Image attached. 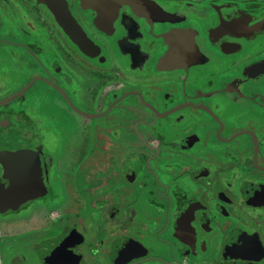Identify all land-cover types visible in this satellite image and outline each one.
<instances>
[{"label":"flooded vegetation","instance_id":"af4514ba","mask_svg":"<svg viewBox=\"0 0 264 264\" xmlns=\"http://www.w3.org/2000/svg\"><path fill=\"white\" fill-rule=\"evenodd\" d=\"M23 150L47 192L0 264H264V0H0Z\"/></svg>","mask_w":264,"mask_h":264},{"label":"water","instance_id":"95a60500","mask_svg":"<svg viewBox=\"0 0 264 264\" xmlns=\"http://www.w3.org/2000/svg\"><path fill=\"white\" fill-rule=\"evenodd\" d=\"M5 163V177L10 182L0 191V211L17 209L21 204L44 196L42 162L37 151H5L0 155Z\"/></svg>","mask_w":264,"mask_h":264}]
</instances>
